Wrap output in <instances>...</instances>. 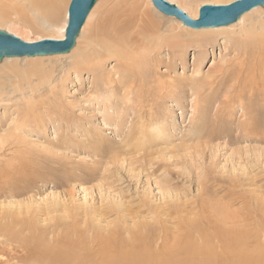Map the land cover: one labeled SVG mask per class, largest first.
I'll use <instances>...</instances> for the list:
<instances>
[{
    "label": "rangeland",
    "instance_id": "rangeland-1",
    "mask_svg": "<svg viewBox=\"0 0 264 264\" xmlns=\"http://www.w3.org/2000/svg\"><path fill=\"white\" fill-rule=\"evenodd\" d=\"M233 1L173 3L190 10ZM70 2L62 3L61 26ZM12 3L0 0V9ZM127 5L139 6L158 22H171L165 27L179 25L150 0H100L80 48L87 46L92 26ZM0 30L6 27L1 24ZM213 38L202 59L187 41L176 50L164 44L146 70L139 68L137 56L125 61L109 57L97 71L75 70L69 57L43 59L48 71L56 68L54 93L43 88L35 107L27 108L29 98L21 94L0 102V139L10 140L0 148V170L8 161L16 164L21 175L9 178L27 182L26 191L0 198V204L30 206L40 226H58L69 239L81 234L82 244L92 242L93 231L104 238L116 228L126 236L132 231L153 238L168 233L177 241L195 233L211 237L209 224L219 231L263 224L264 90L240 96L229 80L218 87L238 69V45L228 33ZM33 60L17 63L25 68ZM66 67L71 71L62 84ZM143 72L155 82L145 83L144 93H138L133 85L141 84L137 74ZM168 78L175 82L172 90L159 85V79ZM252 117L259 120L255 132L249 129ZM156 125L160 135L153 132Z\"/></svg>",
    "mask_w": 264,
    "mask_h": 264
},
{
    "label": "bare ground",
    "instance_id": "bare-ground-1",
    "mask_svg": "<svg viewBox=\"0 0 264 264\" xmlns=\"http://www.w3.org/2000/svg\"><path fill=\"white\" fill-rule=\"evenodd\" d=\"M14 1L16 4L12 3L11 7L0 9V25L6 27V32H8V25L11 24L13 29L9 28V33L27 43H35L44 39L63 40L65 38L68 12L65 13L64 25L59 24L64 0ZM99 1L82 28L77 39V47L75 46L69 54L11 57L5 58L0 63V102L4 101L7 95L21 94L26 100L29 98L26 101V107L29 108L41 104L36 100V95L41 94L43 88L51 89V93H54L57 84L56 68L51 67L50 71L46 69L43 59L47 57L54 59L69 57L70 67L73 69L97 71L100 67L102 68L103 61L109 57L125 61L131 56H137L139 59L136 62L139 64V68L146 70V67L149 68V63L156 62L155 50L164 44H167L172 50H176L179 48L177 46L183 48V45L189 42L196 50H199L202 59L206 46L212 44L213 37L217 33L223 32L233 36L236 40L238 45L236 56L239 58V66L237 70L233 71L232 78L224 76L221 81H218L219 77H217L218 87L220 83L229 80L233 82V87L238 88L237 93L240 96L264 90V7L253 8L244 13L238 21L227 26L197 29L184 25L179 19L178 26L165 27L166 23L171 22H158L149 12L141 11L139 6H117L92 26V33L86 39L87 46L81 49V40L87 30L85 28L91 24ZM166 1L173 3V0ZM179 7L194 21L199 20L200 7L190 10L178 5ZM168 17L174 19V16ZM87 27H91V25ZM47 30L50 32L48 36L44 37L45 35L40 34ZM34 35L38 36L35 40L32 39ZM186 37L191 38V41L186 40ZM18 59L34 60L25 68H21L17 63ZM132 59L134 58L132 57ZM199 62L202 63L200 60ZM64 68L60 74L62 84L65 83L71 71L69 67ZM143 74L144 72L137 74L141 75V84L136 85L137 81H135L133 85V88L139 89L138 93L142 91L141 86L145 83L155 82L152 80L153 76L142 77ZM158 82L160 87L165 89L172 90L175 85L172 78L165 79V82L159 79ZM142 92L144 93V90ZM200 92L202 93V88ZM258 122L259 120L251 119L249 129H252V132H255L253 131L255 126L257 130L259 129ZM153 132L160 135L162 133L161 126L156 125ZM9 141L0 139V148L6 146ZM6 164V167L0 170V198L16 196L18 195L17 190L26 191L27 186V182L19 177L16 181L9 178L10 175L17 174L16 170L22 167L19 168L9 161ZM19 174L21 175L20 172ZM5 190L9 193H6ZM31 210L30 206L23 204H0V264H264V223L220 231L215 224H209L213 233L211 237L203 238V235L197 236L195 233V235L188 234V237L179 238L177 241L172 239L168 233L162 235L161 238H153L145 232L128 231L129 235L126 236L120 228H116L104 238L100 233L93 231L95 234L90 237L92 242L82 244L79 241L85 237L81 234L77 238L69 239V236L64 238L58 226L53 228L40 226ZM123 231L126 230L123 229ZM96 239L99 240V245L96 244ZM137 244H140L141 247ZM96 247H98V251Z\"/></svg>",
    "mask_w": 264,
    "mask_h": 264
},
{
    "label": "water",
    "instance_id": "water-1",
    "mask_svg": "<svg viewBox=\"0 0 264 264\" xmlns=\"http://www.w3.org/2000/svg\"><path fill=\"white\" fill-rule=\"evenodd\" d=\"M99 0H71L68 10V25L63 40L44 39L27 43L13 34L0 30V63L5 58H22L69 54L76 46L83 26ZM156 9L166 16H174L184 25L192 28L227 26L238 21L246 12L258 6L264 7V0H237L229 5L210 6L200 9L198 21H194L176 5L166 0H151Z\"/></svg>",
    "mask_w": 264,
    "mask_h": 264
}]
</instances>
